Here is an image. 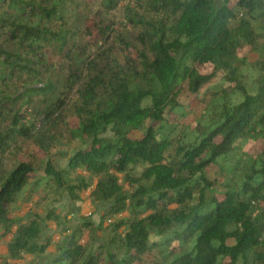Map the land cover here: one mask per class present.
I'll return each mask as SVG.
<instances>
[{
	"label": "trees",
	"instance_id": "obj_1",
	"mask_svg": "<svg viewBox=\"0 0 264 264\" xmlns=\"http://www.w3.org/2000/svg\"><path fill=\"white\" fill-rule=\"evenodd\" d=\"M89 189L102 223L49 264H264V0H0L8 259ZM108 218L120 260L84 241Z\"/></svg>",
	"mask_w": 264,
	"mask_h": 264
},
{
	"label": "rangeland",
	"instance_id": "obj_2",
	"mask_svg": "<svg viewBox=\"0 0 264 264\" xmlns=\"http://www.w3.org/2000/svg\"><path fill=\"white\" fill-rule=\"evenodd\" d=\"M252 58H255L252 55ZM191 101V99H188ZM72 125L77 129V121H72ZM111 137V134L105 135ZM81 146L79 141L73 143L71 147H67V155H72L75 148ZM68 163L67 157L61 161V166L64 167ZM38 176L42 177V171L38 172ZM90 189L82 193V202L74 201L66 192L60 196V200L55 202L51 209L55 212L56 219L48 220L43 223L42 237L39 240L40 244L49 243L46 253L42 255L29 256L25 255L19 260H10L7 257V244L12 240L13 234L6 230L7 225H0V264L7 261L9 264H49L56 256L61 245L68 239L71 233L78 227L83 220H90L95 223L96 227L102 223L103 214L106 209L104 204L94 203L90 198ZM44 194L37 196L34 201L25 206L20 205L19 210L13 211L10 215L11 219L15 221H27L33 212L36 210L35 204L37 199L43 197ZM38 213H42V209H37ZM44 216V215H43ZM110 219L115 221V218H108L104 221L102 229H97L92 232L94 236H90L91 231H85L84 241L88 238L94 249L100 246H107L110 255L115 260H120L124 256V250L120 241L116 243L111 242L110 238ZM16 227L13 228V232ZM158 258L156 251L151 252L147 258L146 263L151 264Z\"/></svg>",
	"mask_w": 264,
	"mask_h": 264
}]
</instances>
